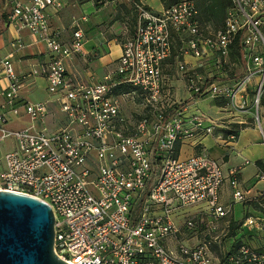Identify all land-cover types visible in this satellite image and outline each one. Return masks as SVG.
Listing matches in <instances>:
<instances>
[{
    "label": "built area",
    "instance_id": "1",
    "mask_svg": "<svg viewBox=\"0 0 264 264\" xmlns=\"http://www.w3.org/2000/svg\"><path fill=\"white\" fill-rule=\"evenodd\" d=\"M230 2L222 25L214 27L200 22L192 1L154 11L144 0H133V32L121 43L113 71L87 84L65 67L82 52L85 17L71 19L67 41L51 24L68 0H0L8 25L17 32L26 29L48 53L18 69L10 57L0 59V191L49 205L53 252L60 260L264 264V212L245 217L232 251L215 255V248L222 250L217 223L231 205L249 202L239 169L225 173L222 161L202 151L182 159L175 148L194 132H213L215 121L201 111L185 116L199 100L240 101L255 78L258 93L264 91V0ZM239 33L243 78L232 85L208 82L214 76L208 68L221 71ZM174 57L189 100L175 95L166 69ZM38 80L48 98L30 101L25 94ZM126 101H137L135 123L124 115ZM224 184L231 189L229 205L220 201Z\"/></svg>",
    "mask_w": 264,
    "mask_h": 264
},
{
    "label": "crops",
    "instance_id": "2",
    "mask_svg": "<svg viewBox=\"0 0 264 264\" xmlns=\"http://www.w3.org/2000/svg\"><path fill=\"white\" fill-rule=\"evenodd\" d=\"M86 2H91L93 7H90L89 4L81 6ZM113 3L115 2H104L102 0H68L67 7L51 20L52 28L60 32L61 40L67 41L71 36V19L85 17V21L81 22L84 33L82 52L65 61L67 72L78 77L84 83L98 82L106 74L113 71L121 54V43L125 37L133 32L128 33V29L124 32V28L120 29L115 22H111V19L106 20V11L111 9L109 5ZM131 6H133V3ZM162 8L161 4L159 10L150 9L160 11ZM85 11L88 12L84 14ZM1 15L6 20L5 13L0 11V59L10 57L16 63L18 69L23 68L24 63L27 61L48 58L43 43L37 42L36 37L32 36L26 29L15 31L12 26L8 25L7 21L1 19ZM120 36L123 38L119 39ZM18 40L20 45L17 43ZM185 62L193 64L194 60L186 57ZM242 64L244 67L243 61ZM223 74V71H215L216 76H222ZM178 77V79L171 78L172 86L176 97L183 99L186 96L184 77L180 74ZM44 87V82L38 80L36 87L25 96L30 101H32L30 96L35 101H43L48 98ZM201 101L203 100L198 102ZM208 109L206 116L210 117V114L216 113L210 107ZM196 110L201 111L192 105L185 116L188 117ZM228 114L218 112L215 115L217 118H221L222 116H228ZM223 118H227L226 123L228 126L211 118L215 121V127L211 134L205 135L194 132L191 138L177 142L175 145L176 155L183 159L202 151L208 156L222 161L225 173L231 168L239 169V180L242 183L246 201H264V133L256 127L242 124L236 118ZM233 133L236 136L231 141L229 136ZM231 200V189L227 184H224L220 193V201L225 205H229ZM242 205H231L228 216L240 212V209L237 208Z\"/></svg>",
    "mask_w": 264,
    "mask_h": 264
},
{
    "label": "rangeland",
    "instance_id": "3",
    "mask_svg": "<svg viewBox=\"0 0 264 264\" xmlns=\"http://www.w3.org/2000/svg\"><path fill=\"white\" fill-rule=\"evenodd\" d=\"M83 1V0H81ZM133 0H120L118 2L113 3L111 9H107L105 17H107V21L111 19V22L114 23L120 28L123 29L124 32L127 30L128 33L133 31V24L135 18V12L133 10V6H131V2ZM192 1L198 8L201 20L204 22H210L215 27L221 26L225 13L227 11V7H231V2L229 3L227 0H190ZM97 2V1H96ZM145 4H147L151 9L159 10L161 8V2L159 0H144ZM89 4L92 6L91 2L83 3ZM86 6V5H85ZM163 7V5H162ZM164 8V7H163ZM88 11L83 12L86 14ZM126 28V29H125ZM260 32L264 39V14L262 16V25L260 27ZM123 38L122 36L119 39ZM241 38V36H240ZM239 44V41H238ZM234 44L229 49V58L228 63L220 68L221 71L224 72L222 76H216L214 73L217 70L215 66L212 64L208 68L211 70V73L214 76L208 77V82H219L224 85H232L234 82L243 78L245 74V69L243 67L240 52L238 46L240 44ZM180 45H176L175 53L176 55ZM178 57V56H177ZM176 57L171 58L167 62V72L172 76V78L178 79L179 74L175 68V60ZM203 73L202 70H199V73ZM180 76H183L180 74ZM184 77V76H183ZM259 79H253L247 86L245 95L243 94L242 99L239 100H231L225 98H204L203 101L196 103V108L200 109L202 113L208 114L207 111L210 107L216 113H229L228 116H222L221 118H217L215 114H210V117L214 120L222 123L224 125L226 123L227 118H236L241 121L242 124L246 126H253L258 128L264 133V91L258 93L257 91V83ZM32 101L35 99L31 98ZM183 101L189 100V94L186 93V96L183 97ZM124 105V115L128 117V121L130 123H135L137 120V115L135 114L137 108V101H126L123 103ZM9 147V142L3 145L2 152L5 153ZM240 209V212H237L236 215H229L225 220L219 221L217 223L218 228L216 234H218V241L221 242L222 250L215 248V255L222 256L223 253H227L228 251H232L231 241L236 238V230L240 226L242 220L248 215H254L264 212V201H249L246 204H243ZM194 210H187L186 212H193ZM204 230L201 228V231ZM198 238H202V234L200 233Z\"/></svg>",
    "mask_w": 264,
    "mask_h": 264
},
{
    "label": "water",
    "instance_id": "4",
    "mask_svg": "<svg viewBox=\"0 0 264 264\" xmlns=\"http://www.w3.org/2000/svg\"><path fill=\"white\" fill-rule=\"evenodd\" d=\"M53 242L49 205L28 195L0 191V264H67L54 254Z\"/></svg>",
    "mask_w": 264,
    "mask_h": 264
},
{
    "label": "trees",
    "instance_id": "5",
    "mask_svg": "<svg viewBox=\"0 0 264 264\" xmlns=\"http://www.w3.org/2000/svg\"><path fill=\"white\" fill-rule=\"evenodd\" d=\"M160 2H161V4L163 5V7L164 8H167V7H169V6H171V5H174V4H176V3H178V2H180V1H182V0H159ZM190 1V0H189ZM229 3H230V0H227ZM197 7V6H196ZM227 8H229V7H227ZM198 9V8H197ZM199 11V10H198ZM226 14V13H225ZM225 18V17H224ZM1 19L3 20V21H6L5 20V17L3 16V15H1ZM199 20H200V22L201 23H206V22H204V21H202L201 20V15H200V12H199ZM208 23H210V22H208ZM223 23V22H222ZM210 24H212V23H210ZM222 25V24H221ZM214 26V25H213ZM215 27V26H214ZM240 36H241V33H239L238 34V36L235 38V41H234V43L231 45V46H233L234 44H238V41H239V44H240V46H238V48H239V52H240V58H241V61H242V46H241V42H240ZM238 44V45H239ZM233 136H236L235 135V133H233ZM263 197V196H262ZM264 198V197H263Z\"/></svg>",
    "mask_w": 264,
    "mask_h": 264
}]
</instances>
